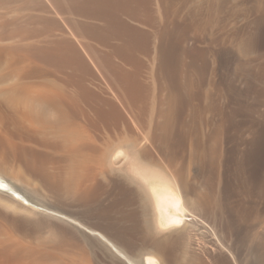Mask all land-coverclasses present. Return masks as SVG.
Masks as SVG:
<instances>
[{
  "label": "bare ground",
  "instance_id": "bare-ground-1",
  "mask_svg": "<svg viewBox=\"0 0 264 264\" xmlns=\"http://www.w3.org/2000/svg\"><path fill=\"white\" fill-rule=\"evenodd\" d=\"M7 1L16 2L17 5L15 10L10 8L13 12L11 16L4 15L2 12L0 14V194L8 199L7 201L0 198V264H93V259L87 253L83 243L87 235L89 237L92 235L91 237L99 238L107 243L119 257L121 256V259H125L123 264H165V260L160 257L161 254L155 251V248L149 252L136 253L137 255L131 257L132 255H128L124 248L116 245L109 237L95 230L98 225L93 227L95 229L87 227L73 212H68L82 205L93 206L92 208L96 206L98 208L97 205L102 194V182H100L99 177L108 172L110 167L108 162L110 160L124 156L126 160L129 158V161L132 160L131 162H134L135 165H132L134 167L132 171L135 170L134 173L140 174L143 177L141 179L146 180L149 183V187L153 190L161 225L171 228L180 227L191 221L193 217L196 220V216L192 217L189 216L191 213L187 214L185 202L170 187V182L167 180L158 181L157 179L152 181L147 177L149 170L141 162L142 158L149 157L151 154L148 146L144 145L145 141L142 142L147 137L131 134L129 135V137L132 136L130 139L127 137H122L121 139L120 136L123 133L119 138L117 137L118 135L115 131L117 126L121 122L124 123L127 118L124 117V109L122 111L114 103L113 99L92 91L93 95L89 96L88 100L87 95L85 97L86 100H84L86 102H84L81 99L82 97L77 96V94L68 95L66 93V95L52 91L51 86L55 84L49 78L52 74L51 67L54 66L53 68H55L53 73L63 72L69 58L74 57L77 60L81 55L76 44L65 40L66 38L58 40V38L56 39L52 36L56 28H58V22H56L57 20H55L53 14L50 13L49 4L54 1L53 3L58 5L55 4L57 8L63 6L65 8L66 5L72 13L80 12L90 18L97 19V17H101V12L98 9L101 3L98 0H0V5L8 3ZM189 1L191 0H164L165 17L163 18L165 21L163 20L164 23L161 21L162 24H157L155 27L156 19L154 20L150 17L153 15L149 14L148 2L146 0H134V9L131 8L133 12L129 13H131L133 19L139 20L137 22L142 21L154 26L155 28H153L152 32L145 31L143 28L140 29L141 26L137 28L138 24L135 25L136 27L132 26L133 32H131V26L126 21L121 20L122 18L115 19L120 22L118 24L119 28L115 25L109 27L111 31L108 30V27L107 30L110 32V34L108 32L109 36L116 35L113 37L118 38L119 36V39L121 37L124 39L122 43L124 45L115 49V51L112 50L113 53L111 55H117L119 58L126 59V61L129 59L135 60L137 64L131 72L133 76L141 74L142 65L144 64V61H142L144 59L141 58L142 53L147 56L155 46V57L151 56V53L149 54L151 57H147L157 62L155 64L157 66L155 73L159 86L158 97L156 95L155 98L162 104L160 111L162 119L158 122L154 131H149L151 132L150 137L162 149L165 147L171 149V142L173 141L172 127L177 121V118L171 115L175 112L184 113L188 111L192 120H181L185 128H183L184 133H181V135L194 144H192L195 147L191 157L202 170V168L204 169L207 166L213 167L217 157L216 153L219 154V146L223 142L226 132L225 127L223 128L225 124L223 115L225 114H221L223 117L220 119L219 125L217 124L218 126L213 127L210 134V144L206 145L204 143V145L199 135L198 126L202 124V119L198 113L203 109L214 110V107H219L223 112L224 103L215 98L216 96L224 95L226 91L225 85L220 87L215 79L219 75L220 65H215V63L211 65L210 60L211 57L218 58L220 53L215 48L219 43L217 35L215 36V21L217 20L214 17L217 4H210L206 10L208 13L207 16L205 15L206 17L201 16L204 9L199 6L189 9L186 12L187 14H182V6L184 4L188 5ZM124 2L113 3L114 11H120L119 13L126 11L127 7ZM96 27L98 26L93 29L96 30L95 34L97 32ZM90 28H92L91 25ZM98 29L100 28L98 27ZM119 29L121 30L119 31ZM101 32L98 30V34L101 35ZM191 35H194L200 41L209 39L208 46L201 48L196 44L188 45L187 40ZM95 36L97 37V34ZM153 37L155 41H153ZM152 41L155 43L152 44ZM151 45L153 46L152 50ZM238 53V57L243 59L247 50L245 47H240ZM152 54H155V52ZM96 55H98L97 52ZM101 56H98L99 62L101 60L100 65L104 57H107L108 61L107 54L102 58ZM119 67L115 69H120ZM238 67V71H245L243 60L239 61ZM122 70L125 71V69ZM210 70L211 75L214 76L212 80L207 78ZM141 80L143 81L142 78ZM208 83L209 85H207ZM59 85L61 86V84ZM139 87L136 86L138 88L136 90L141 91V93L137 92V94L139 93L137 98H139L141 106L138 108L139 111H135L136 114H139L138 116L148 108L146 98L142 97L141 88L143 86L140 85ZM201 98L208 99V104H201L199 102ZM131 132L129 131V133ZM238 132L239 129L236 128V136L234 138L236 139L234 149L235 173H238L240 166H242V158H239ZM120 147V152L123 156L117 152ZM181 150L179 151L181 152ZM176 151L178 152V150ZM173 155L176 156L177 154ZM258 155V145H255L246 154L248 161L246 164L251 162L250 164H255L257 167L260 162H258ZM132 166L128 168L132 169ZM248 166L246 167L248 168ZM134 173L133 176L137 175ZM8 174L13 175L15 179L9 178ZM127 174L132 175V173L127 172L125 176H128ZM239 174L238 176H240ZM129 178L132 179L131 177ZM260 184H262L260 186H262L261 189L264 192V182ZM25 186L33 194L37 195L35 199L29 198L33 202L31 206L21 194ZM260 186H258L259 189ZM43 192L48 194L46 206L40 203L42 199L39 196ZM123 192L126 198L123 199L127 200L130 195L128 185H126ZM200 199L203 203H208L211 200V196L206 193ZM62 208H65L66 211L62 210ZM97 211L99 210L96 209L95 212L97 213ZM10 212L14 214L11 215L9 214ZM235 213L237 221L232 224L229 223L231 230L240 229L242 224L249 225L251 227L250 231L258 226L257 209L253 210V208L246 207L245 210H235ZM40 214H46L48 217L66 222L71 227L72 232L65 234L61 229L60 231L57 229L45 231L51 224L47 223ZM7 220L11 221L14 226L8 223ZM23 226L33 228L35 236L27 233L28 230L20 231L16 228H22ZM227 227L229 226L227 225ZM253 233L255 232H251L252 235H250L254 236ZM247 234L249 233L247 232ZM177 237L176 231V233L167 234L156 240L162 253H167L168 248L172 244L171 240ZM172 260L175 264H184L183 261L179 260V257L172 256ZM195 261V263L203 264L197 259Z\"/></svg>",
  "mask_w": 264,
  "mask_h": 264
},
{
  "label": "rangeland",
  "instance_id": "rangeland-1",
  "mask_svg": "<svg viewBox=\"0 0 264 264\" xmlns=\"http://www.w3.org/2000/svg\"><path fill=\"white\" fill-rule=\"evenodd\" d=\"M7 2L6 4L4 3L5 5H0V14L4 13V15L11 16L13 13L11 9L15 10L17 3H12L11 1ZM53 2L49 4V10H51L50 13H52L55 20H57V27L60 29L58 30V28H56L52 36L56 39L58 38V40H64L66 38L65 40H69L76 44L83 58L81 60H79L81 57L78 59L76 58L77 60H75L74 57H71L72 59L69 58L70 60L68 59L67 61L69 64H66L67 66H65L63 72L53 73L55 68H53L54 66L51 67L52 74L49 78L51 82L55 84L51 86L52 91L55 93H67L68 95L77 94V96L82 97L81 99L83 101L86 100L85 97L87 95L88 100L91 95H93L94 91L97 94L101 93L102 96L113 99L114 103H116L121 110L124 109V111H122L125 114L124 117L127 118L125 119V122L127 121L126 123L121 122L120 125H122L117 126L115 130L118 135L117 137L119 138L122 133L123 134L120 136L121 139L122 137L130 139L132 136L129 137V135L131 134L147 137L142 142L145 141L144 145L146 144L148 146L151 151L150 155L153 156L149 155V157L142 158L141 160L144 166L149 170L147 177L152 181L157 179L158 181L167 180L170 182V187L182 201L185 202L187 214L189 215L191 213L189 216H196V220L193 217L191 221L180 227L171 228L161 225L153 190L149 187V183H147L146 180L144 181L141 179L143 177L140 174H137V172L134 173L135 170L132 171L134 168L132 165L135 164L131 162L132 160L129 161V158L126 160L121 154V147L117 152L123 157L112 159V161L110 160L112 164L108 162L110 166L108 172L99 177L100 182H102V194L97 205L99 209L96 206L92 208L93 206L82 205L68 212H73V214H75L78 219L82 220L87 227L93 228L95 225H98L95 227L96 229H93L98 230L109 237L116 245L124 248L128 255H132H130L131 257L137 255L136 253L149 252L155 248V251L161 254L160 257L165 260V264H175L172 260V256L179 257V260L183 261L184 264L195 263V259L203 264H264V192L261 189L262 186H260L262 185L260 183L264 182V9L262 8L264 7V0H215L213 2L211 0H191L187 3L188 5L184 4L185 6H182V10L180 9L182 14H187L186 12H188L189 9L199 6L204 9L201 16L203 15V17H206L208 15L206 10L210 4H217L214 17L217 20L215 21V36L217 35L216 37L219 43L215 48H217L220 53L218 58L211 57L210 60L211 65L212 63L220 65L219 75L216 76L215 79L220 87H222V85L224 87L225 85L226 93L222 96H216L215 99L224 103L226 109L224 108L223 112H226L223 113L219 107H214V110H201L198 115L202 119V124H199L200 126L198 127L200 138L203 144L205 143L206 145L211 142L210 134L212 133L213 127H216L223 116L225 117H223V120L225 119L226 132L224 140L220 145L222 148L219 146L220 153L219 155L217 154L213 167L207 166L204 169L202 168V170L191 157V153H193V148L195 147L193 146L194 144L187 141L184 136L181 135V133H184L185 129L181 120H192L191 114H189L188 111L184 113L175 112L171 115L177 118L176 123L172 127L173 141L171 142V149H167V147L162 149L150 137L151 132L149 131H154L158 122L162 119V114H160L162 104L155 98L156 95L158 97L159 86L158 78L155 73L157 68L155 64H157V62L147 57L150 56V53L151 56L156 55L155 46L152 50L153 46L151 45L152 51H150L147 56L146 54L144 55V53H142L143 55L141 54L142 57L140 55V57L144 59L142 60L144 61L142 71L139 75L140 77L137 75L133 76L131 72L137 64L135 60L129 59L126 61V59L119 58L117 55H111L113 53L112 50L115 51V49L124 45L122 44L124 39L122 37V39H119V36L118 38H114L113 36L116 35L109 36V31H111V29H108V31L107 28L104 27L105 19L103 20L101 17H99L100 19H93V17L90 18L80 12L72 13L68 10L66 5L65 12H62L64 6L57 8L58 5ZM55 4L57 6H55ZM52 7L55 9H52ZM154 7L156 13L163 18V1L154 0ZM132 19V17H129L126 19V22H128V24L130 23L129 25L133 27H136L135 25L138 24L137 28L141 26L140 29L143 28L145 31L152 32V26L142 21L143 24L137 22L139 20ZM92 24L94 27L98 26L102 31L101 32L100 29L96 27L97 37L95 36L96 30H93L95 28ZM90 25L92 28H90ZM98 30L101 32L102 36L98 34ZM85 31L88 32V34H86ZM153 39V41H155L154 37ZM153 41L152 44L155 43H153ZM201 41L194 35H191L188 37L187 44H196L201 48L208 46L209 39ZM240 47H245L247 50L243 59L242 57H238V49ZM100 51H102L101 54ZM96 52L98 54L96 55L97 57L95 56ZM154 52L155 54H152ZM106 54L108 56V61L107 57H104ZM99 55H102L101 58L104 57L101 65V60L99 62L98 58ZM240 60H243V67L245 69L243 72L237 69L239 68L238 63ZM111 66L114 67V69H112ZM116 67L120 69L122 67L125 71L122 69H115ZM108 68L109 70H107ZM208 74L207 78L212 80L214 76L211 75V70ZM59 84H61V86ZM135 85L137 87L140 85L143 86L141 88L142 97L146 98V105L148 106L147 110L140 113L142 116H138L139 114L135 112L139 111L138 108L141 106L139 98H137L141 91H137L136 89L138 88H136ZM207 85H209V83ZM137 92L139 93L137 94ZM131 100L132 102H130ZM199 102L206 105L209 100L201 98ZM221 114L225 115L221 116ZM144 128L147 130L146 132ZM236 128L239 129L238 135H240H237L239 158L243 160H241V165L243 167L240 166L242 172L239 170L238 173L234 172V168L236 171L234 152ZM129 131L133 133H129ZM145 134L147 135L144 136ZM255 145H258V162L260 161L257 167L255 164H250L251 162L246 164V162H248L246 154L249 153ZM173 148H176L175 151ZM180 149H184V151L181 150L180 152ZM176 150L181 154L185 153L183 155H178L179 153ZM173 154H177L178 156H174ZM131 166L132 169H129L128 167L131 168ZM246 166H248V168ZM245 167L246 169H244ZM127 172L132 173V175L127 174L132 179L125 176ZM133 173L137 175L133 176ZM238 174L240 176H238ZM7 176L11 179H15L13 175L8 174ZM149 179L148 181H150ZM126 185L130 188V195L127 200H125L126 198L123 192ZM258 186H260V189ZM43 191L45 192V190ZM44 192L40 193L42 195H40L39 198L42 199L40 203L46 206L48 203V194ZM206 193L210 194L211 200L208 203H203L200 198ZM21 194L25 197V200L29 202V206L33 203L29 198L35 199L37 197V195L33 194L26 186ZM0 198L8 201L4 195L0 194ZM246 207L258 210V226L254 229L252 228L250 231L251 227H249V225L242 224L241 228L237 229L239 231L231 230L229 223L232 224L237 221L235 210H245ZM95 208L99 210L97 213L95 212ZM10 209L16 211L13 208ZM62 210L66 211L65 208H62ZM9 214L12 215L14 213L10 212ZM40 216L43 217L47 223L51 224L45 231L50 229H57L60 231L61 229L65 234H70V232H72L71 227H69L66 222L48 217L46 214H40ZM7 221L14 226L11 221ZM227 225L229 227H227ZM16 228L20 231L28 230L27 233L34 235L33 228H27L25 226ZM176 231L178 237L171 240L172 244L168 248L167 253H162L156 240L167 234L176 233ZM253 231L255 232L253 233L255 237L251 236V232ZM247 232L249 234H247ZM91 236L92 235L89 237V235H87L83 243L87 253L93 259V264L125 263V259H121V256L119 257L107 243L99 238H93ZM185 258L187 259L184 260ZM195 264H199V262Z\"/></svg>",
  "mask_w": 264,
  "mask_h": 264
},
{
  "label": "crops",
  "instance_id": "crops-1",
  "mask_svg": "<svg viewBox=\"0 0 264 264\" xmlns=\"http://www.w3.org/2000/svg\"><path fill=\"white\" fill-rule=\"evenodd\" d=\"M100 3H101V5H99V10H100V15H101V18L102 19H105L106 21L104 22V27H108V29H109V27H112V26H115V25H117L116 27H118L119 28V25L118 24H120V22L118 21V20H115V19H117V18H122L121 20H124V21H126V19L127 18H129V17H132V15H131V13L133 12V10L131 9V8H133L134 9V0H98ZM116 1V2H115ZM125 1V2H124ZM148 3H147V6H148V9H149V14H151V15H153V16H150V17H152V19H156L155 20V23L156 24H154L155 25V27L157 26V24L159 25L160 23H161V21H162V23H164L163 22V20L165 21V19L164 18H160L159 17V15L158 14H156V10H155V7H154V0H146ZM163 2H164V0H162ZM212 2L213 1H215V0H211ZM119 2H124L125 4H126V7L128 8H126V11H122L121 13H119L120 11H118V12H116V11H114L115 10V8H114V4H116V3H119ZM114 3V4H113ZM150 3V4H149ZM100 6H101V8H100ZM107 6V7H106ZM112 6V7H111ZM130 7V8H129ZM61 8V7H60ZM104 8V9H103ZM106 8V9H105ZM112 8H114V9H112ZM263 9H264V7H262ZM130 9V10H129ZM153 9V10H152ZM63 10H65V8H63L62 9V12H65V11H63ZM152 10V11H151ZM106 12V13H105ZM113 12V13H112ZM116 12V13H115ZM129 12H131V13H129ZM153 12V13H152ZM155 12V13H154ZM102 13H103V15H102ZM120 14V15H119ZM123 14V15H122ZM128 14V15H127ZM106 16V17H105ZM100 17V16H99ZM99 17H97V19L99 18ZM115 17V18H114ZM165 17V16H164ZM110 20V21H109ZM109 21V22H108ZM158 22V23H157ZM110 23V24H109ZM112 23V24H111ZM126 23H128V22H126ZM161 23V24H162ZM108 26H107V25ZM111 25V26H110ZM129 25V24H128ZM129 26H131V25H129ZM132 27V26H131ZM130 27V29L132 30L131 32H133V27L131 28ZM153 28H155L154 26H152ZM113 30V29H112ZM118 30V29H117ZM121 29H119V31H120ZM220 111V110H219ZM218 125H219V123H218ZM217 125V126H218ZM225 125L226 124H224L223 125V128L225 127ZM218 151V150H217ZM219 152V151H218ZM220 153V152H219ZM217 154L218 153H216V156H217ZM219 155V154H218Z\"/></svg>",
  "mask_w": 264,
  "mask_h": 264
}]
</instances>
